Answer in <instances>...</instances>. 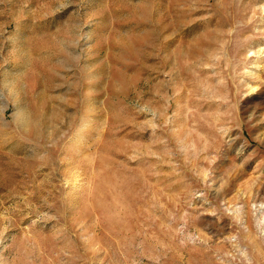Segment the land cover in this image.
<instances>
[{
  "label": "rangeland",
  "instance_id": "374dc122",
  "mask_svg": "<svg viewBox=\"0 0 264 264\" xmlns=\"http://www.w3.org/2000/svg\"><path fill=\"white\" fill-rule=\"evenodd\" d=\"M0 264H264V0H0Z\"/></svg>",
  "mask_w": 264,
  "mask_h": 264
}]
</instances>
